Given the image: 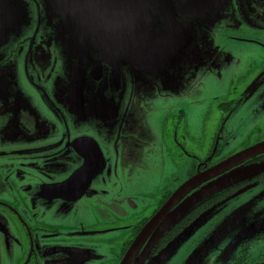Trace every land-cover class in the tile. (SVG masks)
<instances>
[{
  "label": "rangeland",
  "instance_id": "rangeland-1",
  "mask_svg": "<svg viewBox=\"0 0 264 264\" xmlns=\"http://www.w3.org/2000/svg\"><path fill=\"white\" fill-rule=\"evenodd\" d=\"M200 1L202 4L195 14L187 40L182 43L183 46L177 50L168 46L160 47L156 55L155 51H152L154 61L152 60L151 68L147 71L143 70L140 64H136V60H140L141 57L133 54L134 51L129 53L128 57L119 56L115 55L111 47L105 57L101 54L98 56L97 52L91 53L88 54V59L90 57L92 63L85 61L79 64L75 62L79 55V48L87 43L88 38L91 37L90 32L88 38L86 36L73 38L69 31L61 34L60 18L56 11H51L48 0H0V38H5L4 44L0 46V73L4 75L0 80V86L11 87L6 94L0 95V127L13 124L17 106L26 107L30 116L37 121L36 128L45 130L46 141L48 143L55 141L58 138L57 135L62 133L61 116L71 128V118L74 113H77L78 90L81 92L82 87L73 89V86L75 88V85L82 81L87 73L97 77L100 66L106 64L113 73L114 71L116 73L111 77L110 90L114 91L115 88L123 86L127 91L126 96L122 95L116 104L111 103L109 106L112 115H109V120L112 123L120 122L117 109L121 114L128 112V121L133 111L138 110L144 125V131L139 138L144 142L143 147L147 146L146 150H142L147 152L141 154L144 157L155 153L162 155L160 161H164L165 166L153 167L150 162L152 160L145 161L141 165H130L129 169L146 166L150 178L151 175L155 177V170L164 169V171L158 174L157 179L147 178V184L141 185L145 190L151 189L155 192L156 195L152 199L150 192L149 196L145 197L146 202H135L138 209L129 211L127 218L116 219L115 214H112L109 220L112 223L108 227L113 229L109 234L113 238L112 241L116 237L124 239L126 231L120 229L148 217L150 210L155 209L156 201L161 199L166 191L173 190L181 182H185L190 174V164L194 160L197 164V159H204L213 143L214 146H220L225 141L220 155L214 159V162H217L224 157L229 159L264 142V51L257 45L235 41L249 38L264 43V37L260 31L253 30L244 23L241 24L240 21H235L232 26L234 0ZM51 2L53 9L58 10L55 3ZM193 4L195 5L194 2ZM241 6L243 8L242 2ZM191 12H195L193 6ZM253 13L256 16L250 17ZM250 14L244 13L248 21L252 23L264 21V14L261 12L251 9ZM97 60L101 62V65L99 62L96 63ZM144 61L151 60L145 58ZM124 65L134 67L123 70ZM83 69L86 72L82 73ZM149 74H152L155 79L146 76ZM184 83L191 86V101L188 100L189 95L186 103H181L177 101L174 93L178 89L176 87ZM134 89L143 96L141 100L131 95L130 92ZM214 97L218 101L215 102ZM166 98L167 101L164 102ZM152 101L160 104L153 107ZM232 102L241 104L237 112L220 125L222 115H225ZM220 104L222 105L219 110L217 106ZM53 107H56L57 111ZM183 108L185 115L179 112ZM100 113L107 118L105 107ZM89 116L88 113L87 117ZM177 122H181V125L174 128ZM172 132L176 134V138L172 137ZM11 133L17 135L18 131L12 129ZM121 137L116 152L114 150L105 154L109 157L110 169H114L115 164V161L110 158L117 156L116 164L120 165L122 151L129 150L133 142L140 145V141L136 143L126 136ZM175 141L183 145L187 158L184 157L186 153L182 155L179 152ZM214 150L215 148L212 152ZM51 153L48 152V155ZM58 164L65 165L66 169H72L73 166L71 162L64 159ZM262 173H264V160L236 166L190 193L177 210L185 202L194 200V203L183 212V215H186L195 205L214 198L229 186L250 181L253 176ZM250 192L236 200L229 198L222 200L207 209L161 251L166 254L163 253L160 258L151 262L146 255L143 262H136V264H168L170 259L173 263V258H181L186 242L190 246L193 235L199 234L202 230L197 233L198 229L204 226L210 230V238H203L198 246L189 249L193 256L200 250H205L208 243L211 245L215 241L219 254L224 249L223 255L228 254L230 248L238 250L242 239L248 237L257 226L264 223L262 222L264 221V188H257ZM81 204L82 202L78 205L81 206ZM51 214L49 212L48 215ZM60 215L62 216L63 213ZM208 222L214 225L212 224L209 228ZM260 222L262 223L259 224ZM162 228L155 234V239L164 232ZM130 230L132 233V228ZM151 243L152 241L150 245ZM75 244L82 247L72 246V242L56 244L65 249L63 253L65 255L60 258V264H73L71 257H66L68 248L80 257L85 256L76 259L74 264H96L100 261L99 253L89 249L97 255L87 254L83 244L76 242ZM113 245L111 244L110 254L114 253L116 256L120 248L113 249ZM48 251L49 248L47 251L43 249L44 256L41 259L49 260V255H46ZM14 252L16 251L13 250V254ZM207 257L208 262L204 264H214L211 262L214 260L213 255L208 254ZM184 259H181L180 264Z\"/></svg>",
  "mask_w": 264,
  "mask_h": 264
},
{
  "label": "flooded vegetation",
  "instance_id": "flooded-vegetation-1",
  "mask_svg": "<svg viewBox=\"0 0 264 264\" xmlns=\"http://www.w3.org/2000/svg\"><path fill=\"white\" fill-rule=\"evenodd\" d=\"M251 9L264 14V0H234L231 16L232 26H234L235 21H240L241 24L244 23L253 30L260 31L264 37V21L252 23L244 16V13L250 14ZM254 16H256L255 13L250 17ZM235 41L257 45L264 51V43L256 39L248 38ZM127 67L134 66L124 65L123 70ZM115 74V71L113 73L106 64L100 66L97 77L87 73L86 82L88 81L89 84L83 86L81 92L78 90L79 108L76 107L77 113H74L71 118V128H69L68 123L64 122L65 118L61 116L63 121L62 133L57 135L58 138L53 142L48 143L46 141L45 130L36 128L37 121L30 116L26 107L17 106L13 124L0 127V264H60V258L65 255L63 254L65 249L56 244L66 242H72V246H81L76 245L75 242L83 244L87 254H96L92 251L99 253L100 261L96 264H120L143 226L157 213L171 194L184 183L181 182L175 189L166 191L161 199L156 201L155 209L150 210L148 217L120 229L126 231L124 239L116 237L112 241L113 238L109 234L113 229L108 228L112 223L109 221L112 214H115L116 219L127 218L129 211L138 209L135 202H146L145 197L149 196L150 192L151 199L156 195L151 189L145 190L141 186L147 184L146 179L150 178L146 166L129 169L130 165H141L145 161L152 160L150 162L153 167L165 166L164 161H160L162 159L161 154L155 153L146 157L141 154L147 152H142V150L147 149V146L143 147L144 142L139 138L144 131V125L138 115V110L137 112L133 111L132 115L129 114L130 121L127 119L128 112L121 114L119 109L116 112L121 119L120 122L114 121L116 123H112L109 120L111 103L114 105L122 95H127L123 86L115 88L114 91L110 90V80ZM3 76L0 73V80ZM146 76L155 79L152 74ZM9 88L11 87L0 86V95L6 94ZM176 88L178 89L175 90L174 94L177 101L186 103L191 94V86L184 83V85H179ZM130 93L132 96L134 95L135 99L141 100L143 98L137 89ZM213 99L215 102L218 101L216 97ZM188 100L191 101V95ZM165 101L167 98L164 99ZM155 103L152 101L153 107L160 104ZM224 104L229 105V103ZM240 104L233 102L230 104L227 112L224 116L222 115L219 121L220 125L237 112ZM221 105L217 106L219 110ZM104 107L106 108V119L100 113ZM53 109L57 111L56 107ZM179 112L185 115L184 108ZM88 113L90 114L89 117H87ZM181 122H177L174 128L181 125ZM12 129H16L18 134H10ZM171 134L173 138H176L175 133L172 132ZM121 136H126L136 143L140 141V145L138 143V146L133 142L129 150L124 149L120 165L116 164L117 156L110 158L115 161L114 169H110L108 167L109 157L105 154L114 150L116 152ZM223 142L220 146H214L213 143L211 150L204 159L196 158L197 164L195 160L190 164V174L185 181L197 174H203L227 159L224 157L214 162V159L222 151ZM175 143L180 150L179 152L182 155L186 153L184 157L187 158V152L183 145H179L177 141ZM214 148L215 150L212 152ZM48 152H52L51 155H48ZM63 159L73 164L72 169H66L65 165L58 164ZM263 160L264 152L258 153L236 165L227 167V170L215 177L236 166L258 163ZM163 171L164 169L155 170L156 175L154 178L151 175L152 180L157 179L158 174ZM207 181L201 182L186 193L170 208L169 213H172L190 193L202 187ZM262 181H264V173L253 176L250 181L238 182L229 186L214 198L195 205L190 212L155 239V234L163 226L161 221L140 245L130 264L140 263L146 255L150 258V262L160 258L164 253L161 251L184 232L203 212L222 200L228 198L236 200L257 188H264ZM81 202L82 204L79 206L78 204ZM49 212L52 214L48 215ZM96 214L97 216H95ZM208 224L209 228L212 224L214 225L212 222H208ZM114 229L117 230V228ZM128 230L130 233L127 234ZM200 230L202 231L200 232ZM198 232L200 233L194 234L191 238L190 246L187 242L184 245L181 258H173V263L170 259L168 264H180L183 258H185L183 263L186 261L187 264H204L208 262V254L213 255L214 260L211 262L214 264L264 263V223L257 226L248 237L242 239L238 250L230 248L228 254L224 255L225 249L219 254L216 250L217 242L215 241L211 245L208 243L205 250L202 249L193 256L189 249L198 246L203 238H210L211 233L205 226L199 228ZM91 234H98L99 236H92ZM153 238L154 240H151ZM111 244L113 249L120 248L118 255L110 254ZM44 248L46 251L49 248L48 253H46L49 255L48 261H45L44 258L41 259L44 256ZM13 250L16 251L14 254ZM210 250L211 252H209ZM66 257H71V262L74 264L76 259L85 256L80 257L68 248Z\"/></svg>",
  "mask_w": 264,
  "mask_h": 264
},
{
  "label": "water",
  "instance_id": "water-1",
  "mask_svg": "<svg viewBox=\"0 0 264 264\" xmlns=\"http://www.w3.org/2000/svg\"><path fill=\"white\" fill-rule=\"evenodd\" d=\"M51 1L55 3L58 10L53 9ZM48 2L51 11H56L60 18L61 34L69 31L73 38L78 36L88 38L89 32L91 34L87 43L79 48V55L75 62L79 64L85 61L92 63L90 57L88 59V54L97 52L98 56L101 54L105 57L111 47L115 55L119 56L126 55L128 57L130 56L128 54L134 51L133 54L141 57L140 60H136V64H140L143 70L147 71L154 61L152 51H155L156 55V51L160 47L168 46L177 50L183 46L182 43L187 40L195 14L202 4L200 0H48ZM192 6L195 9L193 13L191 12ZM3 41L5 42V38H0V46L4 44ZM145 58L151 61H144ZM98 62L101 64L99 60L96 61V63ZM84 72H86L85 69L82 73ZM88 84L84 76L83 80L75 85V88L73 86V89L83 88ZM261 152H264V142L185 181L143 226L120 264L131 263L140 245L158 223L164 222L162 230L165 231L168 226L184 216L183 212L194 203V200L185 202L172 213H169V210L186 193L201 182L210 180L227 170V167L236 165Z\"/></svg>",
  "mask_w": 264,
  "mask_h": 264
}]
</instances>
